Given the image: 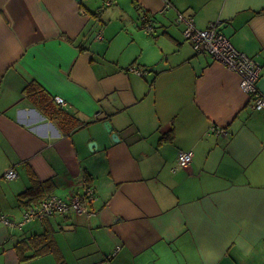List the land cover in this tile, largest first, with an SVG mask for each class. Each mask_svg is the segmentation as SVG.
<instances>
[{"label":"crops","instance_id":"crops-1","mask_svg":"<svg viewBox=\"0 0 264 264\" xmlns=\"http://www.w3.org/2000/svg\"><path fill=\"white\" fill-rule=\"evenodd\" d=\"M178 14L217 23L264 95V0H0V214L95 190L87 214L0 222V264H264V110Z\"/></svg>","mask_w":264,"mask_h":264},{"label":"built area","instance_id":"built-area-1","mask_svg":"<svg viewBox=\"0 0 264 264\" xmlns=\"http://www.w3.org/2000/svg\"><path fill=\"white\" fill-rule=\"evenodd\" d=\"M110 5V3H108ZM144 31L152 32V26L148 18H143ZM177 22L184 23V36L191 43L194 51L198 54H207L215 62L220 63L229 71L236 73L239 77L240 89L250 97L252 106L256 111L264 110V95L257 88V80L259 77V64L248 55L238 51L230 43L229 39L220 31L217 23L210 24L208 28L199 30L195 27L192 17L177 15ZM100 38V36H98ZM131 72L137 75H144L145 71L141 68L132 66L129 68ZM56 102L65 107L62 99L57 98ZM212 132H218L212 128ZM192 161V152L180 151L177 156V164L180 167H187ZM17 177L14 169H9L4 178L13 180ZM95 198V190L91 185L84 186L80 194H75L66 201L55 195H50L41 200L35 206L28 207L23 213L22 220L14 223L0 214V222L5 225H13L21 227L23 224L34 220L44 219L56 214H67L74 212L76 214H87V204Z\"/></svg>","mask_w":264,"mask_h":264},{"label":"trees","instance_id":"trees-1","mask_svg":"<svg viewBox=\"0 0 264 264\" xmlns=\"http://www.w3.org/2000/svg\"><path fill=\"white\" fill-rule=\"evenodd\" d=\"M34 93H36V101L38 103V105L43 108L44 112L50 116H54V115H59L60 113L64 114L65 112L63 111V109H58L57 104L55 103V101H53V99L51 100V97L47 96L43 91H35ZM47 235H39L34 237L33 242L36 243V245H40V249H38L35 254L33 255L36 256L38 254H40L41 252H45L51 249L50 246V242L47 240ZM19 254L20 253V249L18 248ZM27 259L26 257H23V255L21 254V260H25Z\"/></svg>","mask_w":264,"mask_h":264},{"label":"water","instance_id":"water-1","mask_svg":"<svg viewBox=\"0 0 264 264\" xmlns=\"http://www.w3.org/2000/svg\"><path fill=\"white\" fill-rule=\"evenodd\" d=\"M105 128H106L107 131H111V130H112L111 127H110V125H109V123H105ZM112 138H113L115 141L118 140V137H117V135H115V134L112 135ZM92 146H94V143H93Z\"/></svg>","mask_w":264,"mask_h":264}]
</instances>
